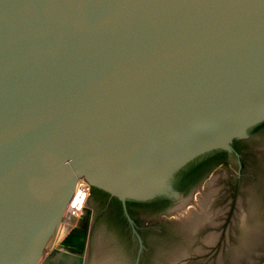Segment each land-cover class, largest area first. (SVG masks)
I'll return each mask as SVG.
<instances>
[{"label": "water", "instance_id": "95a60500", "mask_svg": "<svg viewBox=\"0 0 264 264\" xmlns=\"http://www.w3.org/2000/svg\"><path fill=\"white\" fill-rule=\"evenodd\" d=\"M263 119L264 0H0V264H85L92 187L151 197Z\"/></svg>", "mask_w": 264, "mask_h": 264}, {"label": "flooded vegetation", "instance_id": "af4514ba", "mask_svg": "<svg viewBox=\"0 0 264 264\" xmlns=\"http://www.w3.org/2000/svg\"><path fill=\"white\" fill-rule=\"evenodd\" d=\"M229 145L193 156L151 197L91 191L85 264L99 252L113 264H264V119ZM177 207L193 214L185 229Z\"/></svg>", "mask_w": 264, "mask_h": 264}, {"label": "built area", "instance_id": "2783aa9c", "mask_svg": "<svg viewBox=\"0 0 264 264\" xmlns=\"http://www.w3.org/2000/svg\"><path fill=\"white\" fill-rule=\"evenodd\" d=\"M89 183L85 180H78L74 193L69 203V208L74 211L75 208L79 209L80 205L85 202L89 194Z\"/></svg>", "mask_w": 264, "mask_h": 264}, {"label": "bare ground", "instance_id": "6f19581e", "mask_svg": "<svg viewBox=\"0 0 264 264\" xmlns=\"http://www.w3.org/2000/svg\"><path fill=\"white\" fill-rule=\"evenodd\" d=\"M72 197V196H71ZM71 197H70V200L69 201H71ZM70 207V206H69ZM67 208V213H66V215H67V217H65L64 219H63V226L64 227H62V228H64V232L58 237L57 236V239H60V238H62V236L65 234V232L71 227V226H73V222H71V216H75V218L77 219V218H79V217H81L83 214H84V212H85V207H86V205L84 204V203H82V205H80V208L79 209H76L75 208V210L74 211H72L70 208ZM61 224V225H62ZM57 235V234H56ZM56 242V241H55Z\"/></svg>", "mask_w": 264, "mask_h": 264}, {"label": "rangeland", "instance_id": "374dc122", "mask_svg": "<svg viewBox=\"0 0 264 264\" xmlns=\"http://www.w3.org/2000/svg\"><path fill=\"white\" fill-rule=\"evenodd\" d=\"M68 204V203H67ZM67 205H66V207H65V209H64V211H63V215H64V217H67V215H66V213H67ZM63 219L60 221V223L58 224V227H57V231H56V238H55V240H54V242L56 241L57 242V236L59 237L63 232H64V228H62V227H64L63 226ZM62 224V225H61ZM63 231H61V230ZM60 234V235H59Z\"/></svg>", "mask_w": 264, "mask_h": 264}, {"label": "trees", "instance_id": "16d2710c", "mask_svg": "<svg viewBox=\"0 0 264 264\" xmlns=\"http://www.w3.org/2000/svg\"><path fill=\"white\" fill-rule=\"evenodd\" d=\"M96 188L92 187L91 191L95 190Z\"/></svg>", "mask_w": 264, "mask_h": 264}]
</instances>
